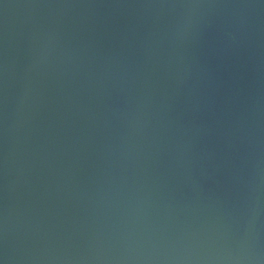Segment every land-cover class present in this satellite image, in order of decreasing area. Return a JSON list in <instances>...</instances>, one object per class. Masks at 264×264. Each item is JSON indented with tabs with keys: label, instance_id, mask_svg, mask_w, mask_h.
I'll return each instance as SVG.
<instances>
[{
	"label": "water",
	"instance_id": "95a60500",
	"mask_svg": "<svg viewBox=\"0 0 264 264\" xmlns=\"http://www.w3.org/2000/svg\"><path fill=\"white\" fill-rule=\"evenodd\" d=\"M0 264H264V0H0Z\"/></svg>",
	"mask_w": 264,
	"mask_h": 264
}]
</instances>
